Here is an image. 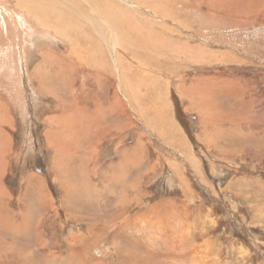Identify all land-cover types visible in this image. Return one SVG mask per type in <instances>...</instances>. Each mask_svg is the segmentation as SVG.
<instances>
[{
  "label": "rangeland",
  "instance_id": "rangeland-1",
  "mask_svg": "<svg viewBox=\"0 0 264 264\" xmlns=\"http://www.w3.org/2000/svg\"><path fill=\"white\" fill-rule=\"evenodd\" d=\"M127 1L0 0V264H264V0Z\"/></svg>",
  "mask_w": 264,
  "mask_h": 264
},
{
  "label": "bare ground",
  "instance_id": "bare-ground-1",
  "mask_svg": "<svg viewBox=\"0 0 264 264\" xmlns=\"http://www.w3.org/2000/svg\"><path fill=\"white\" fill-rule=\"evenodd\" d=\"M29 1H31V0H16V2H17V4L18 5H26V7L29 9V10H32L35 14H38V13H42V20H43V22L45 23L46 21H47V18H49V19H51L52 21H53V23L55 22V17H58L57 16V14L54 12V11H52V4L54 3V0H41L42 2H44L45 3V5L44 6H39V9H40V11H39V9L37 8V7H35V8H30L29 6H27V2H29ZM125 2L128 4V3H130V2H128L127 0H125ZM148 7V6H147ZM45 11V14H43V12ZM51 15H55V17H52ZM40 16H41V14H40ZM50 16L52 17V18H50ZM162 18V17H161ZM52 24V23H51ZM133 24V23H132ZM35 25V24H34ZM40 25V24H39ZM52 26L56 29L55 30V33H56V35L59 33V28L57 27V23L56 24H52ZM52 27V28H53ZM140 38V37H139ZM135 40V39H134ZM139 42V41H138ZM158 48V47H157ZM58 60V59H57ZM34 70V69H33ZM30 71V70H29ZM38 72V71H37ZM39 72H40V70H39ZM30 76V75H29ZM35 76V75H34ZM49 76V75H48ZM42 78V77H41ZM36 80V79H35ZM184 83V82H183ZM42 87V89L44 88V86L42 85L41 86ZM40 87V88H41ZM71 89H72V87H70ZM48 96H53V94L51 93V92H48V93H46ZM46 96V95H45ZM60 102V101H59ZM22 104V103H21ZM57 104V103H56ZM62 105V104H61ZM58 106V105H57ZM65 107L63 106V109H64ZM61 111V110H60ZM68 113V112H67ZM44 120H45V123L47 124V125H52L53 124V122H55L56 121V118L53 116V117H49V116H46L45 118H44ZM74 122V121H73ZM82 124V123H81ZM2 125H6V122L5 121H3L2 119H1V117H0V131H1V128H2ZM80 125V124H79ZM97 125V124H96ZM66 127V126H65ZM76 127V126H75ZM50 128H52V127H50ZM63 128V127H62ZM53 129V128H52ZM66 129H69L68 128V126L66 127ZM65 128H64V130H66ZM74 130H75V128H74ZM88 130V129H87ZM78 131V130H77ZM56 132V131H55ZM47 133V132H46ZM70 133H72V134H76V131H71ZM69 133V134H70ZM2 137H3V141L4 142H6L7 144H9V142H10V136H9V134L5 131V128H2ZM5 134H7V136H4ZM59 135V134H58ZM64 135V134H63ZM93 135V134H92ZM91 136V135H90ZM99 136V134L98 135H96L95 137H98ZM100 138H101V136H100ZM88 140L90 139V137L89 138H87ZM98 139V138H97ZM50 140V139H49ZM96 142V141H95ZM173 142V141H172ZM94 143V142H93ZM95 144V143H94ZM52 147V146H51ZM55 152V151H54ZM132 167H133V165H132ZM117 172V171H116ZM117 178V177H116ZM119 179V178H118ZM130 179V178H129ZM103 180V179H102ZM100 188V187H99ZM0 189H2V183H1V181H0ZM40 194V193H39ZM0 195L1 196H4L5 195V192L4 191H1L0 192ZM40 200V199H39ZM41 201V200H40Z\"/></svg>",
  "mask_w": 264,
  "mask_h": 264
},
{
  "label": "crops",
  "instance_id": "crops-1",
  "mask_svg": "<svg viewBox=\"0 0 264 264\" xmlns=\"http://www.w3.org/2000/svg\"><path fill=\"white\" fill-rule=\"evenodd\" d=\"M1 131H2V128H1ZM1 131H0V132H1Z\"/></svg>",
  "mask_w": 264,
  "mask_h": 264
}]
</instances>
